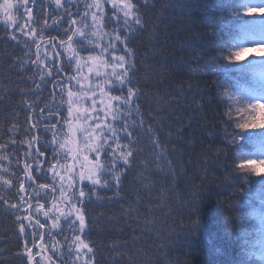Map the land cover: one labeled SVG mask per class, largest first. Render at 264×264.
<instances>
[{"label":"trees","instance_id":"trees-1","mask_svg":"<svg viewBox=\"0 0 264 264\" xmlns=\"http://www.w3.org/2000/svg\"><path fill=\"white\" fill-rule=\"evenodd\" d=\"M92 1L62 0V7H57L55 0H37L31 25L34 37L18 38L0 21V177L12 180L11 187L0 181V199L6 201L0 202V264H30L24 249L32 241L31 230L26 223L21 232L18 222L30 214L11 207L21 204L17 192L24 181L25 163L35 165L30 182L35 191L29 185L27 190L28 203L34 204L31 216L45 224L34 236L38 239L44 230L50 237L64 228L60 224L51 229L49 217L43 215L52 206L50 201L58 198V184L50 169L56 161L55 142L68 115L62 88H69L67 77L76 75L59 41L67 40L65 32L72 18L90 35L88 17L93 9L88 5ZM220 2L133 0L141 25L130 28L112 23L115 14L104 5L102 30L109 41L114 29L119 30L121 41L127 39V50L121 41H114L115 54L125 56L131 65L129 87L137 95L132 106L125 107L124 113L131 115L115 122L119 142L133 155L126 165L118 161L101 185L90 181L81 185L85 193L80 204L85 217L83 237L92 248L93 264H261L257 257L248 258L242 236L251 211L247 195L239 210L232 207L241 195L235 189L243 185L233 183L237 179L235 153L226 142L231 127L216 88L221 78L204 71L217 54L216 29L208 25L227 22L218 9ZM85 13H89L87 18ZM54 19L60 22L54 25ZM34 40L40 44L43 65L33 63ZM77 40L73 46L82 55L95 49L90 36ZM45 66L52 69L51 75ZM111 93L123 98L127 89L113 86ZM124 123L131 140L125 138ZM36 143L46 156L44 162L43 157L31 160L26 156L35 155ZM115 174L118 184L113 182ZM104 180L107 186H102ZM36 193L38 198L32 199ZM39 204L44 208L37 212ZM47 241L42 245L49 251L50 264H66ZM41 257L36 260L48 264Z\"/></svg>","mask_w":264,"mask_h":264},{"label":"snow or ice","instance_id":"snow-or-ice-1","mask_svg":"<svg viewBox=\"0 0 264 264\" xmlns=\"http://www.w3.org/2000/svg\"><path fill=\"white\" fill-rule=\"evenodd\" d=\"M32 3L35 4V0H32ZM111 3L113 9L118 10L111 18L112 23L117 25L122 23L125 28H130L132 25H141L139 8L136 7L133 0H111ZM55 4L57 7H62V0H55ZM88 7H95L101 13L99 18L95 12L90 13L93 39H95L99 36V32L94 31L96 27L99 26L101 30L103 29V9L99 0H93V3ZM14 8L24 9L25 16L29 21L32 20L28 0H20L17 4H14L12 0H4V3L0 4V11H3L8 20L12 19L10 12ZM218 9L222 20L227 22L218 21L208 25L209 29H216L215 48L217 54L211 61L206 63L204 71L221 78L220 82L216 84V88L217 95L224 105L223 116L226 118V124L231 127V132L227 133L230 139L226 142L233 148L235 153L233 173L237 179L233 183L243 185V187L235 189V192L241 195L237 196L232 207L239 210V204L244 195H247V203L251 211L248 213L247 219L249 227L242 230V236L245 237L244 244L247 246L248 258L257 257L261 264H264V118H262L264 117V59L257 58L264 57V0H221ZM120 13H122V16L119 15ZM88 15L89 13H85V18ZM59 22L53 20L54 25ZM76 23V20L72 18L69 29L65 32L67 40H61L59 44L68 54V65L71 67L74 63L76 72L79 74L82 64L79 52L73 47L74 38H78L77 42H82L89 40V34L77 27ZM45 24L47 25V21H45ZM17 27L23 30L22 26L18 25ZM85 27L88 26L85 25ZM113 31L114 36L108 42V47H100L102 55L100 57L89 56L85 60V64L90 61L92 65L88 67V72L90 74L94 72L96 77H101L100 68H111V72L105 71L103 73L104 84L97 83L95 88L90 84L83 85L81 80L87 79V77L81 76L78 79L76 75H72L67 77V82L70 84L75 82V86L79 87V91L74 92L71 87L62 88V91H67L68 117L75 119V125H73L71 119L67 121L72 143L73 145L77 144V134H79L83 140L85 151L95 156V160H89L88 155H83V160L88 161V164L82 165L78 174L81 183L87 179L93 185H101V176L108 175L109 170L114 168L119 160H123L126 165L129 157L133 155L127 145L120 144L113 123L107 122L108 117H111L112 122L126 121L131 113H124L123 107H131L133 98L137 95L135 90L129 87L131 80L128 77V71L131 65L128 64L125 56L115 54L118 49L115 47L114 41H121V37L118 34V29ZM24 35L34 37L35 29L24 32ZM33 42L36 43L37 48L36 61L33 63L38 61L40 65H43L44 61L40 59L39 53L40 44L35 40ZM121 45L127 50L126 38L121 41ZM52 46L55 48V43H52ZM109 58L112 60L110 65L108 64ZM49 62L55 63L53 60ZM45 67L46 74L51 75L52 69ZM59 83L63 85L64 81ZM106 85L109 87L116 86L120 91L127 89V96L122 98L113 96L110 92H105ZM97 91H99L101 97L106 98L100 100L101 106L105 109L103 118L97 109ZM113 102H115V107H113ZM89 103L91 107H86L85 104ZM93 113H96V115L94 116ZM127 127V123H124L125 138L131 140L132 133L126 131ZM55 139V133H53V140L55 141ZM33 140H35V137H33ZM65 146L64 143L59 144L61 149ZM77 151V147L69 148L64 158L67 160L68 156L71 155L73 160L78 159ZM102 155L106 157L107 167L106 163L101 162ZM26 156H29L31 160H35L43 156V153H40L37 149L35 155L26 154ZM39 167L38 165V170ZM85 168L87 172H85ZM30 169L31 164L25 163V178L32 180ZM50 170L59 176L55 165ZM67 171L71 172L73 169L68 168ZM256 177L260 179H255ZM60 179L63 180L64 177L61 176ZM0 181L9 187L12 185V180L0 177ZM69 182V191H71L73 187L71 177H69ZM113 182L118 184L119 177L114 176ZM107 184L108 181L104 180L102 186H107ZM18 187L17 196L21 204L19 206L11 205V207L17 211L24 209L25 205L27 208H31L32 205L28 203V194L25 191L24 184L21 182ZM38 187L47 189L49 185H39ZM29 188H33V185L29 184ZM33 191H35L34 188ZM51 191L54 196L57 189L53 187ZM38 195L36 193L31 198L37 199ZM73 195L77 201H82V198L85 197L82 187L78 188ZM61 198L64 207H60L53 202L52 207L43 212V215L51 220L50 228H59L61 219L70 222L74 228L76 220H78L79 231L83 233L85 217L81 213V209L73 202V197L63 191V185L61 186ZM0 202L6 203L2 199H0ZM43 208L44 205L39 204L36 210L39 212ZM73 216H75V220L71 219ZM18 222L21 232L25 231L26 223L33 231L45 228V224L30 215L18 218ZM249 236H252V238L249 239ZM39 238L44 239L42 233ZM72 244L78 255L87 256L92 253V248L81 238V235H75ZM55 247L54 244L53 248ZM26 252V259L30 264L32 262L40 264V261L36 260V256L40 255V252L34 255L30 248H26ZM41 259L46 260L47 257H41ZM83 264H89V261L84 259ZM241 264H248V262L241 261Z\"/></svg>","mask_w":264,"mask_h":264},{"label":"rangeland","instance_id":"rangeland-1","mask_svg":"<svg viewBox=\"0 0 264 264\" xmlns=\"http://www.w3.org/2000/svg\"><path fill=\"white\" fill-rule=\"evenodd\" d=\"M36 1L37 0H35V4H36ZM12 2L14 4H17V3L20 2V0H12ZM99 2H100V5H101V8L103 9V12L105 11L104 5L108 4L109 8L112 10V13H114V14L117 13L118 10L117 9H113L111 0H99ZM3 3H4V0H0V4H3ZM28 3H29V7H31V12L33 14V10H34L35 4L32 3V0H28ZM91 3H93V1ZM92 9H93L92 12H95L97 14V17L99 18L100 15H101L100 10L95 8V7H92ZM24 12H25L24 9H15L14 8L10 12V15H11L12 19L8 20L7 17L5 16V14L3 13V11H0V21H6L8 24H10V26L14 30V33L17 36H18L19 33L24 34V32L31 31V28H32V26H31L32 20L29 21L28 18L25 16ZM119 15L122 16V13H120ZM89 19H90V25H91L90 26L91 30H90V35L89 36L92 39V42H93V45L95 46V49L92 50L90 54L82 55V53H79V55L81 57V64H82L81 71H80L79 74H77V72H76L74 63L72 65V68L75 70L76 76H77L78 79H80L81 76L87 77V79H82L81 80V84H83V85H89L90 84L92 87L95 88L97 83L104 84L103 73L105 71L111 72V68L110 67L107 68V69L100 68L101 77H96L94 72L92 74H90L88 72V67L92 66V65H91L90 61L87 64H85V60L89 56L100 57L102 55L101 52H100V47H108L109 39H108L107 35L103 32V30H101L99 28V26H97L96 29L94 30L96 32H99V36L97 38L93 39V30H92L91 16L88 17V20ZM18 25L22 26L23 30H20V28L17 27ZM92 42L90 44H92ZM74 49L77 51V49L75 47H74ZM110 51H111V49H110ZM64 54H65V57L67 58L68 54L65 51H64ZM111 63H112V60L109 58L108 59V64L110 65ZM114 84H115V82H114ZM70 87L72 88V91H74V92L79 91V87L75 86V82H72L70 84ZM111 88L112 87H109V86L106 85L104 90H105V92H110V94L113 95L111 93ZM89 94L91 95V93H89ZM96 99L98 101L97 109L100 112L101 117L103 118V112L105 111V109L101 106L100 100L101 99H106V98L101 97L100 94H99V91H97ZM66 100H67V91H66ZM85 106L86 107H91L90 103L89 104H85ZM67 107H68V104H67ZM113 107H115V102H113ZM123 112H125V107H123ZM93 115L95 116L96 113H93ZM69 119H71L73 125H75V119L74 118H69L68 115H67V119L65 120L64 126H63V132H62V134H60V136L56 139V142H55V146H56L55 167H56V171L59 173V176L55 175L53 172H52L53 173L52 175H53V178L55 179V181L58 184L59 193H58L57 201L53 200L50 204H53V202H55L58 206L64 207L63 200L61 198V186L63 185V191L67 195L72 196L73 197V202H75L77 207L81 209V207H80L81 205L80 204L82 203L84 198H82V201H77V200H75V196L73 194L77 192V189L81 187L83 182H87V181L89 182V180L85 179L81 183V181L79 179V175H78L80 170H81V168H82V165H87L88 164V161L83 160V155H88L89 160H95V156L93 154L87 153L85 151L84 146H83V140L79 136V134H77V144L73 145L72 140H71V134L68 132L69 125H68L67 121ZM107 122L113 123V127L115 128V124L116 123L111 121V117H108V121ZM81 123H83V121H81ZM116 131H117V129H116ZM60 143H64L66 145L65 148H63V149L59 148V144ZM109 143H111V141H109ZM120 144L124 145L123 143H120ZM73 147H77L78 148V151H77L78 159L73 160L71 158V155H69L68 159L66 160L64 158L65 157V153L68 151L69 148H73ZM100 159H101L102 163H106V157H104V155H102ZM119 161L124 162L123 160H119ZM106 167H107V163H106ZM68 168H72L73 171H71V172L67 171ZM111 170H114V168H112ZM85 172H87L86 168H85ZM116 175L117 174H115L114 176H116ZM61 176L64 177L63 180L60 179ZM69 177H71V183L73 185L71 191H69V183H70L69 182ZM102 179H103V176H101V182H102ZM29 184H30V180L24 177V188H25L26 192H27V186ZM22 210H23V214L25 215L28 212L27 206L25 205V208L22 209ZM65 210H67V209H65ZM81 213H82V209H81ZM50 215H52V214L50 213ZM71 219L75 220L76 218H75V216H73ZM63 222H64L65 234H64L63 230L61 229L60 231H58L57 234H53L52 235L54 238L53 237H51V238L48 237V241L47 242L51 245L52 249L55 250V252L57 254H63L64 255L66 264H83V260L84 259H87L89 261V264H93L91 259H90V254H88L87 256H83V254L78 255L76 253V249H75L74 245L72 244V241H73L75 235H81V238L83 240H85L84 237H83L84 231H83V233H81L79 231V222H78V220H76L74 228H73V225H71L70 222H67L64 219H61L60 224L63 223ZM49 225H51V220H49ZM27 230H29V229L27 228ZM30 230L29 231H30V235H31L32 241H31L30 244L26 245L24 250H25V253L27 254L26 248H30L32 250V253L35 255L37 252H40L39 249H36V246H35L36 242H37V244L39 243V240L37 241L36 237L34 236V231L31 228H30ZM84 230H85V227H84ZM62 234H63V239L61 240L59 235H62ZM85 242H86V240H85ZM54 244L56 245L55 248H53ZM37 257H39V255H37L36 258Z\"/></svg>","mask_w":264,"mask_h":264}]
</instances>
